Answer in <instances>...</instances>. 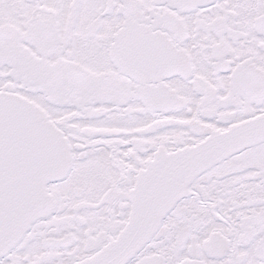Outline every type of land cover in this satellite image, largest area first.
Instances as JSON below:
<instances>
[{
	"label": "snow or ice",
	"instance_id": "snow-or-ice-1",
	"mask_svg": "<svg viewBox=\"0 0 264 264\" xmlns=\"http://www.w3.org/2000/svg\"><path fill=\"white\" fill-rule=\"evenodd\" d=\"M0 264H264V0H0Z\"/></svg>",
	"mask_w": 264,
	"mask_h": 264
}]
</instances>
